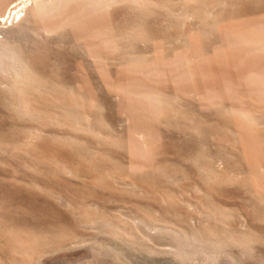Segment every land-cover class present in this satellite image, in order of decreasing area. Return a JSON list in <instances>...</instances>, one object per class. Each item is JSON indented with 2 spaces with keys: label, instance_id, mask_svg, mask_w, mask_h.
<instances>
[{
  "label": "rangeland",
  "instance_id": "1",
  "mask_svg": "<svg viewBox=\"0 0 264 264\" xmlns=\"http://www.w3.org/2000/svg\"><path fill=\"white\" fill-rule=\"evenodd\" d=\"M13 1L0 264H264V0Z\"/></svg>",
  "mask_w": 264,
  "mask_h": 264
},
{
  "label": "bare ground",
  "instance_id": "2",
  "mask_svg": "<svg viewBox=\"0 0 264 264\" xmlns=\"http://www.w3.org/2000/svg\"><path fill=\"white\" fill-rule=\"evenodd\" d=\"M62 1H63V3H64V1L66 2V1H69V0H39L38 2H36V6H35V9L37 10V12L39 11V12H43V11H45L48 7H50V6H54V5H56V4H61L62 3ZM34 4H35V0H14L11 4H9V6H8V8L6 9V11L4 12V14H3V16H2V18H3V21L4 20H7V16H9V17H12L13 15L15 16V18H19V19H22L23 17H25L28 13V11L30 10V9H32V8H34ZM200 16V15H199ZM8 39V38H7ZM4 45V44H3ZM3 45H1L0 44V86L4 89H7L8 91H12V87L14 88V86H17L18 85V83H16V84H14L18 79V77H21V74H22V76H23V71H24V69H22V65H21V63L23 64V62H21V61H19L20 60V58H18L16 55H18V53H17V51H16V53L13 51L14 49H10L11 47H9L8 46V44H7V42H6V44H5V46H3ZM14 48V47H13ZM21 62V63H20ZM26 64H24V66H25ZM23 66V67H24ZM25 68V67H24ZM28 68V67H27ZM21 71H22V73H21ZM25 71H26V68H25ZM25 71H24V73H25ZM28 71V70H27ZM26 71V72H27ZM17 76V77H16ZM30 76V75H29ZM15 77H16V79H15ZM22 78V77H21ZM21 78H19V79H21ZM24 78V77H23ZM22 78V79H23ZM16 81H15V80ZM32 80H34V79H32ZM15 81V82H14ZM19 81H22V80H19ZM29 81V80H28ZM18 82V81H17ZM22 83V82H21ZM20 84V83H19ZM32 84V83H31ZM4 87H3V86ZM14 85V86H13ZM20 85H18V87H19ZM15 89V88H14ZM17 89V88H16ZM15 89V91L17 92V91H19V90H21L20 88L18 89V90H16ZM7 92V91H6ZM22 92V91H21ZM9 93H11L12 94V92H9ZM8 93V94H9ZM18 93V92H17ZM11 94H10V96H11ZM15 94V93H14ZM18 95V94H17ZM11 97H13V96H11ZM17 100V99H16ZM27 102V101H26ZM16 106V105H15ZM16 108V107H15ZM21 110V109H20ZM19 111V110H18ZM24 114V113H23ZM151 226H149V227H147V229H148V234L150 235L152 232H151V230L149 229ZM161 227V226H160ZM160 227L158 226L157 228H156V230L158 231V229L160 230ZM151 228H153L152 230H155V228L152 226ZM163 228V227H162ZM163 229H165V228H163ZM162 229V230H163ZM146 231V230H145ZM151 233H150V232ZM157 231H156V233H157ZM165 231H166V229H165ZM165 231H159V233L161 232H164L165 233ZM170 231V229H168V233H170V235H174V233L176 234V232H174L173 231V233L172 232H169ZM172 231V230H171ZM154 232V231H153ZM160 233V234H161ZM172 233V234H171ZM153 235V234H152ZM175 236V238H177V240L175 239L174 241L176 242V241H178V242H180V244L181 245H179V247H177V245H176V243L174 244V246H176L175 247V249H176V251H174L175 249H174V247H173V251L175 252V253H178L179 254V257H181V256H183L184 257V259L187 257V259H190L192 256H187V255H189V253L192 251V249H194V251L196 252V253H201V255H202V253H204V254H206L207 256H208V261H211V260H213L214 259V257L213 256H216V254H217V252L213 249V246L212 247H209V249L211 248V252L214 254V252H215V255H213L211 252L209 253L208 252V250L205 248L204 249V247H201V244L199 245L200 246V248H194L195 246L196 247H199L198 245H196V244H194V246L192 245H187V244H185L184 243V240H186L185 238L183 239V240H181L179 237H181L180 235H178V234H176V235H174ZM174 236H172V237H174ZM177 236V237H176ZM239 239V238H238ZM237 240V239H236ZM167 241V240H166ZM216 241V240H215ZM229 241V240H228ZM239 241H241V240H239ZM177 242V243H178ZM215 243V242H214ZM198 244V243H197ZM205 244V243H204ZM218 244V243H217ZM220 244V243H219ZM222 244V243H221ZM171 245H172V243H171ZM188 247L189 248H191V249H188ZM222 247V246H221ZM179 248V249H178ZM187 250H191L190 252H188ZM213 250H214V252H213ZM216 250H218V248H216ZM220 250V249H219ZM224 250V249H223ZM222 250V251H223ZM221 251V250H220ZM188 252V253H187ZM183 253H185V254H183ZM187 254V255H186ZM191 255H196L195 253H193L192 254V252L190 253ZM193 255V256H194ZM198 256L200 255V254H197ZM205 255V256H206ZM186 256V257H185ZM204 256V255H203ZM206 256V257H207ZM176 257V256H175ZM189 257V258H188ZM196 257V256H195ZM186 259V260H187ZM211 259V260H210ZM192 260V259H191ZM215 260H216V258H215ZM189 261V260H188ZM207 261V262H208ZM212 262H214V260L212 261Z\"/></svg>",
  "mask_w": 264,
  "mask_h": 264
}]
</instances>
